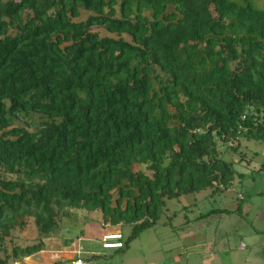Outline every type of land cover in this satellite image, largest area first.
I'll return each mask as SVG.
<instances>
[{"label": "trees", "instance_id": "trees-1", "mask_svg": "<svg viewBox=\"0 0 264 264\" xmlns=\"http://www.w3.org/2000/svg\"><path fill=\"white\" fill-rule=\"evenodd\" d=\"M240 138L264 141L252 0H0V264L44 251L73 209L130 226L126 251L165 200L227 190L217 146ZM30 223L39 242L14 245Z\"/></svg>", "mask_w": 264, "mask_h": 264}, {"label": "rangeland", "instance_id": "rangeland-1", "mask_svg": "<svg viewBox=\"0 0 264 264\" xmlns=\"http://www.w3.org/2000/svg\"><path fill=\"white\" fill-rule=\"evenodd\" d=\"M252 2L255 8L264 11V0H252ZM88 15L81 12V17L76 22L84 21ZM91 31L101 37L107 36L102 29L96 27H92ZM24 121L20 120L19 124ZM42 121L44 120L35 115H31L28 120L34 124ZM230 144L220 146L218 143L217 151L219 157L229 163L237 161L241 155L245 156L247 161L244 163L245 167H242L243 169L236 167L238 173L244 175L242 185H240V176L237 175L231 189L212 192L213 196L208 195L211 192L208 189L175 200H165L159 221L138 237L132 251L126 255L127 263L129 261L130 264L131 262L213 264L214 261L217 264H264V195L255 196L256 193L264 191V172L258 173V169L264 163V144L243 140L238 152L229 147ZM135 170L147 173L145 167H138ZM251 178L253 181H250ZM217 209L230 212V215L222 214L223 216L220 217L221 220L227 221L226 224L218 223L215 218L195 221V218ZM87 216L100 217L101 214L80 209L69 210V216L61 221V229L56 234H60L65 229L70 231L85 229ZM216 225L220 227L213 233ZM121 230L126 241L131 233V227L123 225ZM13 239L14 245L26 247L37 244L39 235L34 225L30 223L24 231L13 233ZM42 241L46 251L50 244L49 237ZM34 258L36 259L27 261V264H39L40 259L42 260L39 254ZM37 261L39 263H36Z\"/></svg>", "mask_w": 264, "mask_h": 264}, {"label": "crops", "instance_id": "crops-1", "mask_svg": "<svg viewBox=\"0 0 264 264\" xmlns=\"http://www.w3.org/2000/svg\"><path fill=\"white\" fill-rule=\"evenodd\" d=\"M243 140H246V139L240 138L234 141V145H235L234 150L237 151L240 148L241 142ZM246 141H252V140H246ZM260 143L264 144V141H260ZM230 163H232L233 167L235 165L234 169L237 172V175L240 176L239 177L241 179L240 185H242V179L244 178V175L238 173L236 167H240V168L245 167L244 163H247L245 156L241 155L240 158L237 159V161L235 160ZM261 171L264 172V169L262 166L258 169V173H260ZM235 177L232 183L230 184L229 188L233 187ZM250 181H253V178H251ZM210 191L211 192L208 193V195L213 196L212 194L213 190H210ZM263 195H264V191L258 192L255 194V196H259V197ZM212 196H207V197H212ZM225 215H230V214L225 213ZM221 216L223 215L213 214L205 218L204 220L215 218V220L218 221V223L222 222L226 224L227 221L221 220L220 218ZM87 218L88 220L85 221V223L83 222L85 224V229L84 228L77 229V230L75 229V231H70L68 229H65V231H62L60 234H56V233L49 234L48 237H49L50 244L48 246V249L46 251H42L41 253H39L42 260L40 259V263L39 261H37L36 263H39V264H72L76 260H82V261H85L91 264H130L129 261L128 263L126 262L127 260L126 255L130 251H132L134 247L133 245L137 243L138 238L134 240L132 243H130L127 250L124 251L123 253L117 249H105L103 248V244H104L103 237L104 236L121 234L123 239L120 242L124 245L125 240H124V234L121 230L122 226L112 227L109 225H103L101 222V216L100 217L93 216L90 218L89 216H87ZM196 222H199V221H196ZM92 226H94L95 228ZM219 227H220L219 225H216L213 228L214 229L213 233H215L216 229H219ZM59 229H61V227ZM34 257H36V255L31 258L23 259L21 263L18 262L15 264H27V261H32L36 259ZM173 260L176 261L177 259L173 258ZM131 264H135V263L131 262ZM213 264H217V263L216 262L214 263L213 261Z\"/></svg>", "mask_w": 264, "mask_h": 264}, {"label": "built area", "instance_id": "built-area-1", "mask_svg": "<svg viewBox=\"0 0 264 264\" xmlns=\"http://www.w3.org/2000/svg\"><path fill=\"white\" fill-rule=\"evenodd\" d=\"M232 147V143L229 145ZM123 239L121 234H114L103 237V248L105 249H120L122 247V243L120 242ZM72 264H91L82 260H76Z\"/></svg>", "mask_w": 264, "mask_h": 264}]
</instances>
